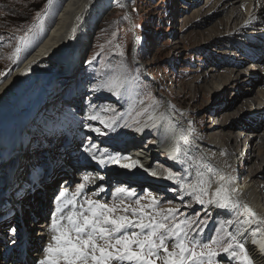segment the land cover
<instances>
[{
    "label": "bare ground",
    "instance_id": "bare-ground-1",
    "mask_svg": "<svg viewBox=\"0 0 264 264\" xmlns=\"http://www.w3.org/2000/svg\"><path fill=\"white\" fill-rule=\"evenodd\" d=\"M222 1L227 2L229 0H217L214 4H219V2L222 4ZM117 2L121 4L124 3V5L126 4V0H66L58 12L55 23L50 28L45 39L21 65L1 83L0 163L2 160L4 161V156L9 154L13 155L10 161L11 167L9 164L6 166L7 168H11L10 182L6 186L4 179L5 168L0 170V198L2 199L0 214L6 207L9 210L10 207L13 206V200L19 201L18 205H14V212L20 211V213H23V216H28L30 214L29 209H33V198L35 205V196L32 197L30 186L25 188L26 191L18 192V194L14 195L11 193L12 189H15V187L19 185L20 177H22V173L18 174L20 166H24L25 163L28 164L29 167L26 166L28 170L27 182L33 186L35 177L37 178V185L39 186L41 194L39 205H41L44 211H48L49 209L51 211L49 215H41L38 212L34 216L37 223L35 222L36 224L32 225L35 233L33 236V247L36 248L41 246L43 249V253L34 260L37 263V261L44 258L47 254L45 249L49 243L55 245L52 236L58 233L52 228L53 219L55 218L59 222V227H65V225L68 224L67 216L69 214L74 211H80V205L87 207L85 204L87 198L99 200L109 205L116 204L122 208L125 205H137L135 203L137 199L142 200L145 198L149 202L155 197L160 204L164 203L160 209L156 206L152 207L153 210H158L160 212L161 210L171 208L170 206H164L165 204H169L170 200L172 205H175L174 202L176 200L183 203L190 200L197 201L195 196L190 194L189 190L182 189L178 184H175L177 187L176 190L174 189L172 191L161 188V186L157 184L162 181L161 176L157 175V172L149 170L152 166L149 160L162 158L164 161H169V158H172L171 154L175 155L174 150L179 146L181 152L176 158L178 160L176 164L179 169L189 172L187 179L190 180L191 183H195L199 179L206 181L203 187L207 194L201 196L205 203L198 204L201 209L200 211L205 213L207 206H209L210 212L214 215L222 214L224 216H232L233 223L230 233L236 235L237 240L245 245L252 264H264V251L260 249V244L264 243V224L259 223V221L264 220V146L261 144L262 140L259 138V142H257L258 146L256 147V145L252 143V139L255 137L247 138V136L242 133V131H246L249 126L244 123L247 114L264 108V91H258L254 98L250 97L243 99L241 101V103H243L241 108H236V110L227 111L228 107L224 108L222 104L216 105L215 109H210V111L213 113V117H216L219 121L216 120L217 122H214L210 127L204 129V131L203 129H201V131L199 130L200 133H196L192 130L198 120L192 119V123L189 124V135L191 140H193V142L199 146V149L205 153V157L209 158L210 163H215L216 167L223 168L226 174L231 175H228V186L220 180L219 174L222 173V170L215 167L211 169L208 162H206L207 160L205 158L202 159L198 155V152L190 147L187 143V139L183 138L181 124L184 123V121L191 120L188 114L179 112L184 102H179L177 105L174 103L175 106L163 103L162 108L157 110L154 108L142 120L136 123L138 124L137 126L132 127L131 125L132 128L137 127L136 130L132 131V134L128 132V134H121L122 131L116 134L119 128V124L117 123L118 125L115 131L111 134H106V137L113 138L115 141L102 140L99 136H91L88 134L89 136H87L86 142L88 149L91 148L89 145H95L98 142H100V145H95L96 147L92 149V152L90 153L87 151L88 153L86 155L83 151L85 145L78 146L76 144L77 141L72 139L73 135L69 134L71 137L70 140H68L69 146L72 147L74 151H71L69 155H63V158L67 159L66 161L74 163L73 168L85 166L84 168H91L95 171V177L86 175L80 171V176L77 177L78 180H80L78 184L76 182L77 179L75 180V178L71 176L72 172L62 169V162H59V166L58 164H53V162L50 163L51 159H47V157L49 158L50 156V154L46 152L47 148H56L53 145L49 146L52 141L44 143V149L39 151L40 154L42 153L40 160H49L48 165L46 164L47 166L42 165V161H40L39 158L33 157L38 151V145L34 148L35 150L30 149L26 144L19 146L22 142L18 141V139L22 134L25 135L31 132H35V134L41 133L43 127L41 129L37 122H41L43 103L49 91L54 90L63 78L69 77L67 74L70 72L71 68L77 66L83 56V52L90 46L92 34L94 29L99 25V21L104 18L106 13L117 4ZM239 2L241 5L245 3L244 0H234L231 4H222L223 8L216 11L215 16L224 14L227 17L224 16L222 19H218L215 22L212 27L214 31L211 32L214 34L209 36L207 40H216V37H226L228 35L224 34L225 32L230 33L233 31L236 37L224 39L227 44H230L229 40H235L244 36L246 31L255 30L260 26L263 27L264 21H262L260 16L262 14L259 11H253L255 9L254 6L252 7V2L256 5L259 4L258 8L261 10L264 6V0H249L250 3L248 7H246L245 12H242L240 7L236 8L233 6ZM226 5H231L228 6V12L226 11ZM261 38L262 40H256L260 42H257V46H254V48H252V45H256V41H254V44H249V41H247V45H244V49L246 48L247 51L249 50L248 52L243 51V49L240 50L238 46L233 44H230L228 48L232 50L234 54L236 53L235 55L240 54V52L243 54L246 53V56H243L242 64L248 63V59H253L254 64L263 60L264 57V37ZM230 64L231 62L220 64L219 67H224L225 69L217 70V67L210 69L208 73L198 77L194 81L196 84L193 85L192 89L187 87L185 81H181L179 85L181 90L180 94L184 95L185 93L191 92V104L196 106L197 102H205V99L210 97L212 99L214 94L220 95L221 91L224 92L225 89L229 88L231 85L238 83L242 85L248 84V86L255 85V78H257L259 72L253 68V66L258 67V65L250 66L251 68L247 66L246 68L240 69V67H232ZM62 73L65 77H60ZM241 76L245 78L240 80ZM215 80L217 81L216 84L213 83ZM199 82H202L201 86H197ZM159 85L162 86L163 92L167 93L172 101V96L169 94L170 92H167L168 86H163L164 83L161 84V82H159ZM219 86H221V88H219ZM121 93L122 91L119 92V95H121ZM214 104L215 103H213V105ZM255 104L258 106L257 108L254 107ZM117 105L118 106L112 110L113 112L116 111V113H118L117 111L122 107V104ZM165 105L167 106L168 113L162 112ZM146 108L141 111L145 112L147 110ZM93 112L94 111L87 113V115L90 114L91 116L90 118L87 117L86 120L92 121ZM145 118H148L147 122L144 120ZM203 120L204 119L199 121L198 124L200 127L204 128L207 122L205 123ZM176 124L179 125L175 129L174 127ZM81 125L83 126L84 124L81 123ZM153 126H155L157 130L151 129ZM89 129L91 131L93 128L91 129V127L89 128L88 126L81 128L83 134L87 133ZM227 129H236L239 132L231 133L227 132ZM64 134H66V132H64ZM149 136H152V139L146 145H131L132 141L140 140L141 143L144 138H148ZM244 137H246L247 140ZM40 138L47 139V135L37 137V139ZM111 143L116 144L114 145ZM215 148L220 151L212 150ZM115 149L121 154V157H114L119 162L109 163L108 167L97 164V160L92 158L93 153L97 157L103 156L107 158L110 152ZM127 150H130L132 160L128 163L121 160L127 153ZM43 154L45 156H43ZM78 154L82 155L77 161L76 158ZM223 155L228 156V160L222 159L221 156ZM73 158L75 161L72 160ZM123 164L130 165L128 168H122V172L127 178L121 177L119 173H115L111 170V166L119 170L118 168ZM96 167H100L99 171L95 169ZM237 169L240 170L242 173L241 175L247 173L242 179V182H239V180L237 182V179L232 176L233 171H237ZM44 170H47V173L42 175L41 173ZM164 170L167 169H163V171ZM144 172L147 173L145 174ZM153 172L155 175H153ZM201 173L203 174L202 176L200 175ZM62 176L69 179V182L66 183V180H64L61 182V185L59 184V186L53 188L54 183H57ZM85 176H88L92 182H86L84 180ZM164 176L163 174V177ZM156 179L160 180L156 181ZM81 183H83L85 187L78 190V185ZM142 184L146 187H141ZM221 185L229 188L230 192L229 195H227L231 201H238L240 207L220 208L216 204L208 203L209 200L216 199L215 190ZM4 187V192H1V189ZM117 188H124L128 191L135 192V195L129 196L127 192L117 193ZM54 189L60 190L64 195L61 196L57 194ZM101 189H103V191H101ZM158 192H160L159 195L156 194ZM28 193L31 195V201L26 200L30 199L27 198ZM197 194H199V189H197ZM121 201H123V204H121ZM245 204L256 213V217L249 216L243 207ZM72 235L75 236V233H72ZM253 241H256V243H253ZM35 244L39 245L36 246ZM168 248L170 251H178V249L174 248V245L170 247L168 244ZM6 251L7 250H5L4 253ZM32 256L35 257L36 254ZM159 262V264H163L162 260H159ZM125 264H130V262H125ZM131 264H134V262H131Z\"/></svg>",
    "mask_w": 264,
    "mask_h": 264
},
{
    "label": "rangeland",
    "instance_id": "rangeland-1",
    "mask_svg": "<svg viewBox=\"0 0 264 264\" xmlns=\"http://www.w3.org/2000/svg\"><path fill=\"white\" fill-rule=\"evenodd\" d=\"M65 1L52 0V4L49 5L48 0H0V73H3V75H0V85L25 61L36 49V46L42 41L43 37L47 35ZM233 1H222V4H231ZM244 1L243 5L239 2L233 6L236 8L240 7L242 12H245L250 2L249 0ZM215 2L217 0H126L125 5L124 3L117 2L106 13L104 18L99 21V25L94 29L92 34L90 46L83 52V56L77 66L71 68L67 74L69 77L63 76V73L60 74V77L63 76L65 78L54 88V90L56 89L55 91H49L43 103L41 122H37L41 129L43 127L41 133L35 134V132H31L25 135L22 134L18 139V141L22 142L19 146L26 144L27 147L35 150L34 148L38 145V151L33 157L40 160L42 153L40 154L39 151L44 149V143L52 141L49 146L53 145L56 148H47L46 152L50 154L47 159H51L50 163L53 162V164L60 166L59 162L67 160L63 158V155H69L71 151H74L69 146L67 135L64 132L72 134V139L77 141L76 144L78 146L85 145L83 151L86 155L88 153L85 150L88 149L86 143L88 134L93 136L92 131L100 127L105 128V124H111V129L114 127L116 129L128 109H130V113L127 116V124H132V127H134L138 125L136 123L139 122L138 120L143 114L144 118L154 108H156L155 110L162 108L163 103L175 106L179 102H184L179 112L188 114L191 120L184 121L181 124L183 138L187 139V143L193 150L198 152V155L202 159L205 158L207 160L206 162H208L211 169L214 167L218 168L215 163H210L209 158L205 157V153L191 140L189 124L192 123V119H196L198 122L204 119L203 121L207 122L204 128L200 127L198 122H196L194 129H192L196 133H200L199 130L203 129L204 131V129L210 127L214 122L219 121V119L213 117V113L210 111V109H215L216 105L222 104L224 108L228 107L227 111L236 110V108H241L243 104L241 101L243 99L254 98L258 91H264V57L263 60L254 64L253 59L247 58L249 62L242 64L243 56H246V53L240 52L237 56L235 55L236 53L234 54L228 48L230 44H233L238 46L240 50L247 51L246 48L244 49L247 41H249V44H254V41L262 40L261 37H264V25L263 27L260 26V29L256 28L255 30L246 31L244 36L240 38L229 40L230 44H227L224 39L236 37L233 31L230 33L225 32L224 34L228 35L226 37H216V40H207L209 36L214 34L211 32L214 31L212 27L215 22L224 16L227 17L224 14L215 16L216 11L223 8L221 2L219 4L216 3L217 5L214 4ZM226 6V11L228 12V6L231 5ZM253 6L255 9L253 11H259L262 14L260 15L262 21H264V6L260 10L258 8L259 4L256 5L252 2ZM23 36L27 38L24 42H21L20 38ZM257 42L259 43L260 41H256V45H252V48L257 46ZM17 47L21 49L19 59L13 62V53H15ZM225 62H231L230 65L232 67H240V69L258 65V67L253 66L259 72L257 78H255L254 87L248 86V84L232 83L234 85L225 89L224 92L221 91L220 95L214 94L212 99L211 97L206 98L205 102H197L196 106L191 104V92L184 95L180 94L179 85L181 81H185L187 87L192 89L193 85L196 84L194 81L198 77L208 73L210 69L215 67H217V70L225 69L224 67H219L220 64ZM244 78V76H241L240 80ZM130 82L131 84L134 83L136 87L129 85ZM159 82L161 84L164 83L163 86L165 87L168 86L167 92H170L172 101L169 95L163 92ZM116 83L120 86L127 85V89L124 87L121 95L115 94L119 89L114 87ZM201 83H197V86H201ZM213 83L216 84L217 81L215 80ZM135 90L138 92V95L134 102L132 94ZM113 92L114 94H112ZM213 103L215 104L213 105ZM117 104H122V107L117 111L118 113L112 111L118 106ZM254 107L257 108L258 106L255 104ZM144 108L147 110L145 112L141 111ZM91 111H94L92 114L96 118L88 121L86 118H90L91 115H87V113ZM162 112L168 113L166 105L163 107ZM246 118L244 123L249 126L242 133L247 138L255 137L252 139V143L256 147L258 146L257 142H259V138L262 140L260 142L264 146V108L253 113H248ZM124 121L125 118L123 119ZM81 123L84 125L82 126ZM80 126H88L93 129L91 131L89 129L87 133L83 134V129L81 130L82 127ZM151 129L157 130L155 126L151 127ZM237 131L236 129H227V132L231 133ZM119 132L121 131H116V134ZM127 132L128 130L126 132L122 131L121 134ZM44 135H47V139H37V137ZM106 136L102 135L99 138L106 141H115V139ZM244 138L246 139V137ZM95 145L99 146L100 142ZM91 146L89 145V147ZM81 155L78 154L77 161ZM43 156L45 155L43 154ZM171 156L173 157L174 155L171 154ZM223 156H221L222 159L228 160V156ZM169 159V161H164L162 158H157V160L153 161L160 162L159 168L149 169L157 172V175H160L161 179L163 174L166 177L168 172L172 171L179 174L183 182H190L187 179L189 172L179 169L176 164L178 163L177 159ZM72 160L75 161L74 158ZM40 161H42V164L46 162L48 165L49 160L43 159ZM65 163L70 168L71 161ZM97 164L99 163L97 162ZM26 166L29 167L26 163L24 166H20L18 174L22 173V177L26 175L25 177L27 178L28 170ZM2 168L3 166L0 167V170ZM163 169L167 170L163 171ZM218 169L222 170V173L219 174L220 178H224L223 180L220 179L221 182L228 186V175L230 174H226L223 168ZM74 170L75 168L69 171L73 174L71 176L75 178ZM46 173L47 170H44L41 174L44 175ZM241 174L240 170L237 169V171H233L232 176L237 179V182L238 180L242 182L247 173H244V176ZM165 179L157 184L161 188L167 189V191L176 190L175 184L177 183ZM158 180L160 179H156V181ZM78 183H80V180ZM56 184L54 183L53 188L56 187ZM59 184L61 185V182ZM178 185L181 186V184ZM141 187L145 188L146 186L142 184ZM181 188L183 189L182 186ZM54 191L59 195L61 194L58 189H54ZM229 192L227 193L228 195ZM156 194L159 195L160 192ZM37 202L35 199V203ZM140 202V205H130L134 208L143 205L146 211L151 212L153 215L160 212L153 210V206H151L152 201L148 202L143 198ZM195 202L198 201L190 200L183 203L176 200L174 202L175 205H172L170 200V203L164 206H170L171 208L174 206L173 208L178 209L179 213L175 221L170 220L168 223L171 225L181 220L189 221L190 224L186 227L188 240H194L199 244H208L210 249L216 253L215 256L211 257L212 264H243L242 261L232 257L230 253L223 251V247H226L230 240L228 233H230L233 223L232 216L214 215L210 212L209 206H207L205 213L201 212L200 206H198L199 203ZM163 204L159 203L156 207L160 209ZM35 208L36 205L35 207L33 206V211H35ZM213 239L217 243H212ZM174 243V240L167 241L170 247ZM191 246V244H188V247ZM201 250L199 247L196 249L198 252ZM204 251L207 252L208 250L204 249ZM236 251L238 252L239 249L237 248ZM160 255H164V253L161 251ZM200 260L202 264H209V257L207 255L201 257ZM159 263L158 260L157 264ZM189 264H191V261H189Z\"/></svg>",
    "mask_w": 264,
    "mask_h": 264
},
{
    "label": "snow or ice",
    "instance_id": "snow-or-ice-1",
    "mask_svg": "<svg viewBox=\"0 0 264 264\" xmlns=\"http://www.w3.org/2000/svg\"><path fill=\"white\" fill-rule=\"evenodd\" d=\"M48 3L51 5L52 0H48ZM26 38V36L21 37V42H24ZM20 51V47H17L13 53V62L19 59ZM119 86L118 83L114 84L116 89ZM115 94L119 95V91H116ZM92 118L95 119L96 117ZM105 127L111 129L112 125L105 124ZM95 147L92 145L91 148L85 150L91 153ZM174 151L175 155L172 158L176 159L180 155L181 149L177 146ZM92 158L101 165L119 162L114 157H97L94 153ZM121 166L130 167L128 164ZM153 175H155L154 172ZM166 179L181 184L184 189L189 190L190 194L195 196L198 203H205L201 198L202 195L207 194L203 187L206 183L205 180L199 179L195 183L183 182L179 174L172 171L168 172ZM223 179L221 177V180ZM84 180L88 183L92 182L88 176H85ZM84 187L85 185L81 183L78 185V190ZM197 189H199V194H197ZM116 192H127L129 196L135 195V192L124 188H117ZM228 192L229 189L223 185L217 187L215 190L216 199L209 200L208 203L216 204L220 208L240 207L238 201L230 200L227 195ZM60 195L63 196L64 193L62 192ZM135 203L140 205V199H137ZM85 204L87 207L80 205V211H74L67 216L68 224L63 228L58 226L59 222L55 218L53 219L52 228L58 233L52 236L55 245L49 243L45 249L47 254L37 261V264H114V262L115 264H124V262L157 264V260H162L163 264H189V261L191 264H202L200 258L205 255L209 257V264H212L211 257L216 255L208 244H199L194 240H188L186 227L190 224L189 221L181 220L171 225L168 223L170 220H176L179 213L178 209L169 208L153 215L146 211L143 205L137 208L125 205L121 208L119 205H109L91 198H87ZM158 204L159 201L153 197L151 206ZM243 207L249 216L256 217V213L246 204ZM158 216L159 218H157ZM259 223L264 224V220L259 221ZM12 231L15 232V229ZM72 233H75V236ZM228 236L230 240L227 246L223 247V251L230 253L232 257L242 261L243 264H252L245 245L237 240L236 235L228 233ZM168 240L175 241L174 248L178 251L169 250ZM212 243H217V241L213 239ZM188 244L192 246L188 247ZM197 247L202 250L196 251ZM237 248L239 249L238 252L236 251ZM204 249L208 251L205 252ZM260 249L264 251V243L260 244ZM161 251L165 255L161 256Z\"/></svg>",
    "mask_w": 264,
    "mask_h": 264
}]
</instances>
